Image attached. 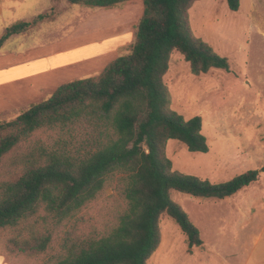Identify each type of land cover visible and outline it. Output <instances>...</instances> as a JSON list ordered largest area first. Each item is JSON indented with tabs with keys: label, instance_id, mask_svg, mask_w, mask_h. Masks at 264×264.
<instances>
[{
	"label": "trees",
	"instance_id": "1",
	"mask_svg": "<svg viewBox=\"0 0 264 264\" xmlns=\"http://www.w3.org/2000/svg\"><path fill=\"white\" fill-rule=\"evenodd\" d=\"M70 4L113 8L129 0H65ZM198 0H142L143 11L134 25L127 51L110 61L95 77L59 85L52 95L32 104L16 119L0 123V162L17 151L22 141L45 128L85 121L95 132L92 146L80 157L66 143L31 145L8 160L16 173L0 180V229L50 217L59 222L96 199L108 185L125 202L118 222L102 235L78 237L56 264H147L160 243L159 220L165 214L186 235L189 248L201 246L199 228L171 191L202 199H223L256 181L247 170L228 181L213 183L172 168L165 152L174 139L190 152L206 153L209 145L200 115L184 118L170 106L163 77L173 51L180 52L194 75L212 68L229 70L226 57L192 32L189 11ZM237 11L240 0H226ZM48 17L8 26L0 47L12 34L31 30ZM50 239L12 238L22 252L43 251Z\"/></svg>",
	"mask_w": 264,
	"mask_h": 264
},
{
	"label": "rangeland",
	"instance_id": "2",
	"mask_svg": "<svg viewBox=\"0 0 264 264\" xmlns=\"http://www.w3.org/2000/svg\"><path fill=\"white\" fill-rule=\"evenodd\" d=\"M4 1L3 6L8 4L12 9H4L0 16V31L14 21L31 19L44 9L48 18L27 37L40 40L43 34H49L54 26L66 19L73 20L77 26L81 24V27L87 22L93 28L89 32H79L67 45L113 35L119 32L132 1V9H139V2L143 7L142 0L126 1L113 8L70 4L64 0ZM64 8L68 9L67 13L60 15L58 21L47 22L54 20L53 14ZM140 16L138 11L132 17L129 26L133 31ZM189 21L194 35L208 43L218 55L226 57L230 69L212 68L205 74L194 75L183 55L172 52L168 71L163 77L171 97L170 106L184 118L201 116L202 132L209 150L206 153L190 152L180 141L169 139L166 155L174 170L213 183L228 181L250 169H256L258 176L250 185L223 199H202L171 191L170 197L199 228L203 244L189 248L186 235L178 224L163 214L159 220L160 243L147 264H234L236 256L227 255H240L243 249L251 248L255 236L259 239L252 246L250 264H261L264 256V231L261 230L264 217V0H240L237 11H231L226 0H198L189 11ZM103 24V28H98ZM22 38L20 35L9 40L4 49L10 50ZM111 57L103 59L102 65L82 64L55 69L40 74L42 78L37 84L4 91L6 104L9 102L15 110L1 112L0 123L16 119L32 104L48 99L63 83L97 76ZM92 132H95L94 127L85 121L36 132L0 162V180L16 173L8 160L12 154L31 145L66 143L69 152L80 157L92 146ZM124 207L125 202L114 184L108 185L96 199L57 223L46 217L40 221L27 219L16 229H0V256L7 264H56L65 256L70 244L81 240L76 238L108 232L117 224ZM45 234H49L50 239L41 252H22L12 243V238L21 245L22 240L38 239Z\"/></svg>",
	"mask_w": 264,
	"mask_h": 264
},
{
	"label": "crops",
	"instance_id": "3",
	"mask_svg": "<svg viewBox=\"0 0 264 264\" xmlns=\"http://www.w3.org/2000/svg\"><path fill=\"white\" fill-rule=\"evenodd\" d=\"M2 2L3 0H0V16L3 14L4 9H12V7L8 4H4L3 6ZM132 2L130 4H132ZM130 4L127 7L128 15L125 16L119 26V32L97 40H81L76 44L67 45L66 43L75 38L79 32H83L84 30L89 32L90 30H93V28L89 27L87 22L84 23L85 26L81 27V24H78L77 26L71 19L62 20V23L59 26H54L53 28L51 27L53 31L51 30L49 34H43V37L40 40H37L32 36L27 37V34L31 33V31L35 28H38L48 17L31 30L15 33L9 36L0 47V98L2 99L0 101V113L15 110V106H10L9 102L8 105L6 104L7 101L5 100L4 91L8 92L24 87L26 84L30 83L37 84L39 79L42 78L39 76L40 74L51 72L62 67L82 64H88V66L97 64L102 65L103 59L108 56H112L110 60L104 63V66L102 67L103 69L110 61L120 56L115 54L118 52H123L122 54H124L134 38V31L132 27L129 26L132 23V17L138 11H140L141 15L143 11V7H141L140 2L139 9L137 8L135 10L130 7ZM44 10H42L39 14H43ZM67 10L68 9L64 8L58 14H53L55 19L47 22L58 21V17L66 14ZM71 12L73 13L74 11L71 10ZM33 18L21 21H30ZM15 22L17 21H14L1 29L0 38L4 34L6 28ZM103 27L104 24L98 28ZM20 35H22L23 38L18 40V42L10 50L4 49L6 42ZM100 62H102V64ZM102 69L99 72H101ZM261 225V230L264 231V217L261 219ZM258 239L259 236L253 237L251 241V248L243 249L240 255L233 253L227 256H236L237 261H234V264H250L253 253L252 250ZM260 262L261 264H264V256L261 258ZM0 264H7L2 256H0Z\"/></svg>",
	"mask_w": 264,
	"mask_h": 264
}]
</instances>
